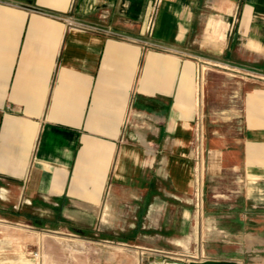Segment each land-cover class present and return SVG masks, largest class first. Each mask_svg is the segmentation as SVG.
Segmentation results:
<instances>
[{
	"label": "crops",
	"instance_id": "obj_1",
	"mask_svg": "<svg viewBox=\"0 0 264 264\" xmlns=\"http://www.w3.org/2000/svg\"><path fill=\"white\" fill-rule=\"evenodd\" d=\"M264 264V0H0V264Z\"/></svg>",
	"mask_w": 264,
	"mask_h": 264
},
{
	"label": "water",
	"instance_id": "obj_2",
	"mask_svg": "<svg viewBox=\"0 0 264 264\" xmlns=\"http://www.w3.org/2000/svg\"><path fill=\"white\" fill-rule=\"evenodd\" d=\"M151 264H182V263L165 259V260L160 261V262H152ZM187 264H237V263L236 262L204 260V261H190Z\"/></svg>",
	"mask_w": 264,
	"mask_h": 264
}]
</instances>
